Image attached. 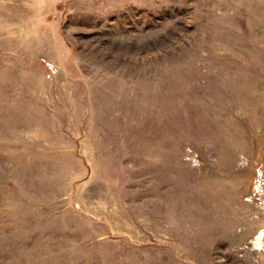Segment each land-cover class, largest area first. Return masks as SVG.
I'll use <instances>...</instances> for the list:
<instances>
[{
	"label": "rangeland",
	"instance_id": "1",
	"mask_svg": "<svg viewBox=\"0 0 264 264\" xmlns=\"http://www.w3.org/2000/svg\"><path fill=\"white\" fill-rule=\"evenodd\" d=\"M0 264H264V0H0Z\"/></svg>",
	"mask_w": 264,
	"mask_h": 264
}]
</instances>
